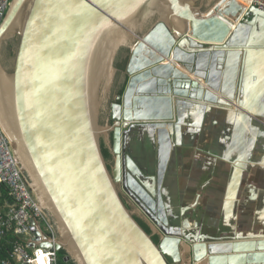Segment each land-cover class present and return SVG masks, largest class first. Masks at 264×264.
<instances>
[{"label":"water","instance_id":"obj_1","mask_svg":"<svg viewBox=\"0 0 264 264\" xmlns=\"http://www.w3.org/2000/svg\"><path fill=\"white\" fill-rule=\"evenodd\" d=\"M217 1H11L0 24V49L13 35L18 36V43L11 68L6 70L0 62V127L39 208L56 229L55 250L64 252V264H185L179 257L183 245L188 251L186 264H198L202 255L209 264H264V235L192 240L186 235L191 222L183 218L181 226L175 227L167 215L170 206L160 191L173 148V129L178 138L181 112L189 106L178 102L173 93L176 87L178 94L179 88L191 87V98L213 100L198 81H189L177 69L161 64L163 57L149 62L139 39L129 38L124 44L113 43L107 57L109 76L102 78L95 92L89 94L85 84V63L101 37L121 26L130 31L125 22L142 16L134 30L137 36L149 32L145 39L154 47L155 42L166 47L164 58L174 49L172 57L190 73H202L207 86L224 92L228 99L237 92L240 103V56L244 46H255L251 37L248 41L245 37L264 26V13L254 7L242 11L232 2L220 8L225 0ZM15 18L19 19L13 33L4 39ZM225 19L236 22L237 30ZM121 50L127 57L120 71L116 59ZM119 72L125 87L112 99L107 123L102 125L100 108ZM236 112L240 132L253 121L264 122ZM143 133L149 139L147 144L157 149L156 167L150 172L129 151L134 135ZM102 138L109 141L111 168L102 153ZM165 145L167 157L161 167ZM121 186L150 233L123 201ZM155 207L163 212L158 210L155 215ZM187 210L181 209L180 215L184 217ZM31 224L36 239L44 241L40 247L51 249L37 221ZM61 225L74 241L73 250L65 243ZM210 243H221L226 250L214 254ZM171 244L174 258L165 253Z\"/></svg>","mask_w":264,"mask_h":264},{"label":"crops","instance_id":"obj_2","mask_svg":"<svg viewBox=\"0 0 264 264\" xmlns=\"http://www.w3.org/2000/svg\"><path fill=\"white\" fill-rule=\"evenodd\" d=\"M258 33L252 31V36L245 37L247 41L251 37L255 46L246 49V51L249 50L247 57L250 62H246L247 57L245 56L241 61L243 74L241 76L240 72L242 87L240 104L245 105L243 108L246 109L242 113L248 114L254 120L264 121V36H258ZM251 60L255 61L254 64ZM244 62L250 63L249 68H246L247 65ZM203 107L205 109L191 105L181 112L178 138L175 129H173V148L160 191L162 199L170 206L169 210L173 206L178 211L184 207L190 210L194 207V204H190L193 201L201 199L213 201L210 192L215 184L218 188L219 200L222 201L220 212L225 221L227 220L228 223L235 221V208L241 200H245L249 204H254L255 201L257 204L259 203V208L255 210L254 214L257 216L256 220H260L264 214V183L257 182L255 178L260 174L263 176L264 182V131L262 132L253 124L261 127L263 122L253 121L247 130L240 132V119L235 110L233 113L219 108H216L218 111H209L215 107ZM229 114L234 117L232 118ZM221 118H225L231 123L234 122V124L221 121L226 125H231L228 130L226 127L222 130L220 129ZM210 136H213L214 139L210 140ZM145 140L149 141L147 137ZM139 142L142 140L140 139ZM147 145L151 148L156 167V145L154 150L150 144ZM242 160L244 162H241ZM137 163L139 164V162ZM225 170L228 171L226 178L224 177ZM247 174L251 179L249 182H245ZM236 175L238 179L234 193L236 201L233 211L227 215L224 208L226 201L224 200L229 191L228 185L234 181ZM174 176H178L177 182L174 181ZM171 202L173 203L171 204ZM262 222L264 230V220ZM251 231L252 234L245 235L234 230L232 236L233 238L237 236L250 238L257 233L260 235L264 233L262 229L256 230V228Z\"/></svg>","mask_w":264,"mask_h":264},{"label":"bare ground","instance_id":"obj_3","mask_svg":"<svg viewBox=\"0 0 264 264\" xmlns=\"http://www.w3.org/2000/svg\"><path fill=\"white\" fill-rule=\"evenodd\" d=\"M220 1H218V2H220ZM229 2L235 3V5H237V8H240L242 11H246V10H248L251 7L249 0H225L222 3H220V4L218 3V4L220 5V8H221L222 6H227V3H229ZM162 9H164V7ZM141 17L142 16H140L138 18V20L133 19L132 21H129L128 20L127 22H125V25L128 26V27H130V31L129 30H125L126 31L125 32L123 29H121L122 28V26H121V28L117 29L116 32H114L113 30H111L112 32H110L108 34H105L104 36L101 37V39L97 43V45H96L93 53L91 54V58L89 60H87L86 63H85V66H86V69H87L85 71V84H86L87 90L89 91V94H90V92L91 93H94L95 92V90L97 88V84L102 80V78L106 77L107 75L109 76V65H108V59L109 58H107V57H109L110 50L113 48V46L115 44H124V43H126V42L129 41V38H131V39L138 38L139 39L138 41L142 43L143 48L145 49L143 55L146 54V59H148L149 62H153V61H155V59L162 58L163 57V61L161 62V64H163V65H170L174 69H177L178 73H181L182 76H185L186 78H188L189 81H194V80L198 81V84L202 87L204 94H205V92H207V94H209V96L211 97V99H213V100H199V99L196 98V96H194V97L191 98L190 97L191 87H189L188 90H185L184 88H179V90L181 91V93L178 94L177 87H176V89L174 90V93L173 92L172 93L176 96V98L178 99V102H182L184 105L187 104V105H192V106H194L196 104L197 105H200L201 107H203V106H206V107L213 106L215 108L227 110L228 112H231V113H233V110L237 111L240 108L242 109L241 110L242 112L244 111L243 110V106H245V105L240 104L238 102V99L236 97L237 96V92H236V94H234V97L233 98H229V99L226 98L227 96L224 94V92H222L220 90L210 89L207 86L206 80H204L203 77H202L203 76L202 73H200L198 76H196L193 73H190L188 71L187 66L185 64L177 62L175 60V58L172 57V53H173L172 51L174 49L171 50L168 58H164V56H163L164 50L163 49H166V47L163 46V49H162L161 46L158 43H156V42H155V44L159 48L156 45L154 47V45L152 44V42H151L150 39H145V37L148 36L149 32L146 33V34H144V35H142V36H137L136 35V32L134 33V30H137L136 27L137 26L138 27L140 26V23H137V22L139 21V19ZM221 18L224 19L226 17H221ZM18 19L19 18H17V19L15 18L12 21V23L10 24L11 27L6 32L7 35L6 36L3 35V38L4 39L5 38H9L10 37L9 35H11L13 33L12 29L14 28V26L18 22ZM113 21H115V20H113ZM226 21L227 22H231L229 24L231 25V29L232 30H237L238 24L236 22L229 21V20H226ZM177 24H182V23L180 21H178ZM263 24H264V22H263ZM177 26L180 29H182V26H180V25H177ZM242 28H244V30L247 29V27H242ZM254 31L255 32L256 31L259 32L258 33V36H264V34H263L264 33V26L263 27H261V26L260 27H257L256 30H254ZM250 35L251 34H249V36ZM151 36H154V35H151ZM113 43H115V44H113ZM198 44H203V43H199L198 42ZM261 44H263V42ZM247 47L244 46L243 49H245V51H246ZM243 49H242V55L240 56V60H239V68H240V62L243 60V55L245 57H247V53H249V50H247L248 52L246 51L243 54ZM250 57H251V55H250ZM180 59L181 60H184L186 62L188 60L187 57H183V56L180 57ZM248 59H249V57H247L246 62L248 61ZM251 61H253V60H251ZM248 62H250V61H248ZM254 62L255 61H253V64H254ZM246 65H247V67L246 66L245 67L246 68H249L248 65L250 66V63L249 64L247 63ZM241 68H242V62H241ZM244 69H243V71H244ZM247 72L248 71L246 70V73ZM242 74L243 73L241 72V76H242ZM164 75L165 74H163V76ZM6 82L9 83L10 82V79H9V81H6ZM0 83H1V86H2V77H0ZM176 84H181V81H177ZM171 96H173V95L171 94ZM218 101H220V103H218ZM7 106H8V103H7ZM229 115L232 118L234 117L231 114H229ZM165 128H166L167 132L170 133L169 130L167 129V127H165ZM103 132H104V130H103ZM165 139H166V137L164 136V138L162 139V142H164ZM166 149L167 148H166V145H165V147H163V149L161 151V159H162L161 167H163L164 160L167 157ZM237 180L238 179H237V175H236V177L234 178V181H232L228 185V190L229 191H228V193H227V195L225 197V201L226 202H224L225 203L224 208H225V212H226L227 215L230 214L231 208L233 207L232 206V203H233V199H234L235 185L237 183ZM148 187H149V189H151L150 186H148ZM156 192H155V195L157 194ZM40 204L42 206V203H40ZM164 207L165 206H163V208ZM158 210L159 209L157 207H155V215L157 214ZM159 212L162 213L163 212V209H160ZM164 212H165V208H164ZM60 231H61V234L63 235V238H65V243L67 244V246L69 247V249L70 250H73V248L75 247V244H74V241L72 240L70 234H68L67 230L64 229L62 227V225L60 226ZM62 244H64V243H62ZM210 244H211L210 246L212 247V250L215 251L214 254H217L216 252H221L223 250H226L225 248H222L221 247V243H213V244L210 243ZM171 246H172V244L170 246H168L167 249H165V253L167 254L168 257L174 258L175 257V254L171 250ZM226 248H228V247H226ZM182 249H183V253H181V250H180L179 252H180L181 255H179V257L182 258L184 260V263L186 264L188 262V260L185 257L186 253L188 252L187 251V246L186 245H183V248ZM206 259L202 255L199 258V260H198V264H209V261L206 260ZM231 262H233V261H231ZM224 263H226V261L225 262L218 261L215 264H224Z\"/></svg>","mask_w":264,"mask_h":264},{"label":"built area","instance_id":"obj_4","mask_svg":"<svg viewBox=\"0 0 264 264\" xmlns=\"http://www.w3.org/2000/svg\"><path fill=\"white\" fill-rule=\"evenodd\" d=\"M12 0H0V24ZM251 7L264 12V0H249ZM0 186L12 203L0 204V239L12 233L20 241L13 244L10 258L0 256V264H60L55 250L56 236L49 217L39 208L34 193L19 169L9 140L0 127ZM31 221H37L51 249L41 248ZM40 232V231H39Z\"/></svg>","mask_w":264,"mask_h":264},{"label":"rangeland","instance_id":"obj_5","mask_svg":"<svg viewBox=\"0 0 264 264\" xmlns=\"http://www.w3.org/2000/svg\"><path fill=\"white\" fill-rule=\"evenodd\" d=\"M17 43H18V36L13 35L9 39H7L5 42H3L2 46H1L0 62L6 70L11 68V65L13 62V54H14V51L16 49ZM118 57H119V59H122V60L126 59V57H127L126 51H124V50L119 51ZM121 81H123V82H121ZM120 82H121V84L124 83V76L123 75H121L120 77L118 75L116 76L113 88L107 94V98H106L104 107L101 106V108H100L99 122L102 125L107 123L108 113H109L108 107H109L110 103L112 102V99H114V97L117 95V93L116 94L113 93V90H114L116 85H119ZM237 96H238V94H237ZM240 99H241V96H240ZM104 100H105V98H104ZM194 106H196V105H194ZM213 110H216V109H213ZM239 110L241 111L242 109L240 108ZM243 110L245 111L246 109L243 108ZM216 111H218V110H216ZM221 121L225 122L226 119L225 118L220 119V125H221L220 129L223 130V129H225V127H226V129L231 128V125H226V124L222 123ZM226 122H228V121H226ZM228 123L234 124V122H232V123L228 122ZM253 125L258 127V125L255 123ZM261 130H264V124L262 125ZM135 137L132 138L130 145H129V149L131 150V151L129 150L130 154L134 157L135 161L141 163V166L143 168H148V172L153 171L155 161L153 160L151 151H150V153L146 149H143L141 151V150H138L136 147L137 143L139 142L140 139H142V138L146 139V135L143 133L139 137L137 134V135H135ZM102 139H103V142H104L106 148L110 149L109 148V141L105 140L104 138H102ZM213 139H214L213 136H210V140H213ZM242 162H244V161H242ZM108 166L110 168L113 166L112 156L109 159ZM227 172H228L227 170L224 171V177L225 178L228 175ZM174 177H175L174 181L177 182L178 176H174ZM255 179L257 182H260L262 184L264 183L262 180L263 176L260 174H258ZM249 181H251V179L248 178V174H247L245 182H249ZM119 189H120V194H121L123 201L125 202V204L129 208V210L133 213V216L136 217V215H137L141 220H143L146 223L143 216H141L137 212L136 205L133 203V201L130 199V197L127 196V194L123 190L122 186L119 187ZM210 195H211L212 200H213L212 202L201 199L196 206H194L193 208H190L189 213L186 214L185 217H182L180 215V211H178L177 208L174 206L172 207V210H167V215L170 217L169 219L171 221V224L175 227H179V226H181V222H182L183 218H188L189 222H191L192 225L196 224V226H197L195 228L194 232L200 231L203 234L210 235V236H216V235L217 236L221 235L222 237L232 236L234 234V232H233L234 230L239 232V233L242 232L243 234L247 235V234H252L251 230L253 228H256V230L262 229V231L264 232L263 226H262V223H263L262 221L264 220L263 219L264 214H262L263 218H260V220H256L257 216H255V214H254V213H256L255 210H257L259 208V205H258L259 203L257 204V202L255 201L254 204L253 203L249 204L245 200L244 201L241 200L236 205V208H235V214H234L235 221L231 222L229 220L230 222L228 223V221L226 220L227 221L226 222L224 220V217L221 215L220 206L222 205V201L219 200L218 188L215 184L213 185V187L211 189ZM177 198H178V196H177ZM235 201H236V197L234 195L232 206L234 205ZM172 203L173 202H171V204ZM192 203H194V202H191L190 204H192ZM183 204H187V203H183ZM178 209H180V208L178 207ZM232 211H233V207L231 209V212ZM191 224H190V227H189V225L186 227L191 228ZM227 225H229V226H227ZM53 228H54V234L56 236V239H58L56 229L54 226H53ZM262 235H264V233H262Z\"/></svg>","mask_w":264,"mask_h":264},{"label":"trees","instance_id":"obj_6","mask_svg":"<svg viewBox=\"0 0 264 264\" xmlns=\"http://www.w3.org/2000/svg\"><path fill=\"white\" fill-rule=\"evenodd\" d=\"M123 69V67H122ZM121 69V70H122ZM124 85H121L120 86V90L117 94H122L123 93V89L125 87V83H123ZM101 148H102V153H103V156L105 158L106 161H108L110 158H111V155H110V152L109 150L106 148L105 144L102 142L101 144ZM12 203V200L11 198L8 196V191L0 186V204H3V203ZM136 221L141 225V227L147 232V233H150L148 227L139 219L136 218ZM19 239L14 236L12 233H8L6 234L3 238L0 239V256L3 257V258H10V252H11V249H12V246L14 243L18 242L19 243ZM153 241L158 244V239L156 237H153ZM59 255V262L60 264H64L62 262V256L64 255V252L63 251H60L58 253Z\"/></svg>","mask_w":264,"mask_h":264},{"label":"flooded vegetation","instance_id":"obj_7","mask_svg":"<svg viewBox=\"0 0 264 264\" xmlns=\"http://www.w3.org/2000/svg\"><path fill=\"white\" fill-rule=\"evenodd\" d=\"M127 53V52H126ZM122 59H119V57L116 59V67L121 71V69H122V67L125 65V61H126V59H123L122 61H121ZM122 74H121V72H119L118 73V76L120 77ZM121 82H123V81H121ZM121 82L119 83V85H116L115 86V88H114V90H113V93L114 94H116V93H118L119 92V90H120V86L121 85H123V83L121 84ZM189 106H191V105H189ZM189 106H186L185 108H188ZM196 106H200V105H197L196 104ZM211 107H213V106H211ZM213 109H216V108H211V109H209V111H213ZM257 128H259V130H261V127L259 126V127H257ZM226 130H228V129H226ZM137 139V138H136ZM142 140V142H138L137 143V149L138 150H143V149H146V150H148L149 152H150V150H151V148L147 145V143H148V141L147 140H145V139H141ZM107 163H109V160L107 161ZM140 165H141V163H139ZM146 171H148V168H144ZM200 201V200H199ZM199 201H193L194 203H192V204H194V206H196L198 203H199ZM172 210V209H171ZM189 209L184 213V217L186 216V214H188L189 213ZM136 218L137 219H139V220H141L137 215H136ZM186 219H188V218H186ZM189 220V219H188ZM143 222V221H142ZM197 226H194V225H192L191 224V228H189L190 230L188 231V232H186V235L187 236H190L191 237V239L193 240V237H197V238H199V237H203V238H205V239H214V240H216V239H220V238H227V237H229V236H225V237H222L221 235H219V236H210V235H206V234H203L202 232H198V231H196V232H194V230H195V228H196Z\"/></svg>","mask_w":264,"mask_h":264}]
</instances>
